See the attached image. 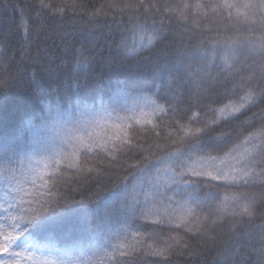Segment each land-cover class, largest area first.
Here are the masks:
<instances>
[{
    "label": "snow or ice",
    "instance_id": "1",
    "mask_svg": "<svg viewBox=\"0 0 264 264\" xmlns=\"http://www.w3.org/2000/svg\"><path fill=\"white\" fill-rule=\"evenodd\" d=\"M105 7L128 15L130 20L144 19L145 23H137L133 30L134 46L129 49L130 55L154 44L159 38V29L155 25H162L165 19L188 21L193 7L209 8L218 15L227 13L225 19L232 22L231 30L235 35L213 40L211 49L198 51V58L204 62L205 69L215 65L219 59L220 65H215L218 68L216 75L207 70L203 71V76L199 71H188L170 79L165 86L175 98L183 94L181 86L186 77L195 75L203 82L204 77L216 80L217 76H221L231 82V90L238 95V99L230 100L215 111L213 118L204 120L202 126H195L200 121L199 112H193L187 123L172 119L175 127L165 137L167 143L156 144V148L165 149L170 144L173 150L157 158V163L166 160L167 164L163 169L155 168V171L158 180L161 179L159 174L164 173L162 182L165 187L174 190V195L167 197V204L163 200L158 201L151 192L144 193L143 203L132 195V204L129 206L124 200L122 209L130 207L132 211H138L140 218L154 225L167 222L176 228L184 226L203 244L209 240L215 243L218 237L211 234L206 225L201 224L195 231L188 227L192 219L200 220L197 209L204 207V201L195 187L182 186L196 184L192 177H207L237 188L252 189L259 185L260 191L238 192L230 198L225 197V201H232L229 214L239 217L226 234V242L236 247L225 255V264H238L235 259L238 256L243 258V264H248V257H255L252 264H264V210H258L264 209V123L248 132L240 144L230 148L222 157L204 152L200 143L201 136L212 125L244 112L257 99L264 97V0H215L214 3L196 0L194 5L188 0H108L106 5L88 13L90 18L115 15L102 12ZM29 8L34 11L36 20L42 21L44 17L59 16L63 19L68 13L76 15L78 10H85V5L82 0H31ZM158 17H161L159 21ZM149 20L153 25L151 28L147 26ZM40 26L36 25L37 31ZM20 28L27 39L30 25L23 12ZM24 48L22 57L28 55L27 45ZM193 58H197V53H193ZM18 75V70L13 74L7 66L0 70V92L15 87ZM111 92L113 97H123L125 101L129 95L119 85L111 86ZM179 113L180 109L173 107L170 101L159 103L151 99L145 106L136 107L122 116L114 106L102 98L90 96L86 89L77 86L69 95L58 97L52 103L42 100L34 117L24 127L12 129L0 124V159L5 161L0 166V257H3L0 264H120L118 258L135 253L167 258L181 245L188 249L189 245L182 237L169 236L162 244H157L155 240L148 242L139 231H129L123 227L113 229L112 217L118 213H106L97 218L90 229L73 227L63 230L67 221L79 223L88 216L87 207L70 205H87L99 193L90 192L87 197L82 196L76 201L53 190L64 175L61 165L67 170L74 169V174L91 172L93 169L84 167L89 154L104 152L115 159L112 150L119 151L132 143L130 133L134 126H151L152 130H156L161 127L159 122L163 117H177ZM56 122L62 124L63 134L61 144L54 151L41 159L29 155L27 167L23 159L14 160L20 153L48 151L40 136ZM242 125L252 127L251 118L242 121ZM156 135L160 133L156 132ZM143 159L149 161L147 156ZM17 164L21 169L19 175ZM131 167L143 173L148 164ZM176 194L184 197L183 202L175 200ZM203 219L208 221L209 217L205 215ZM257 220L260 221L258 224ZM211 223L215 224L216 220L213 219ZM55 229L61 231L53 236ZM37 238L44 243L38 242Z\"/></svg>",
    "mask_w": 264,
    "mask_h": 264
},
{
    "label": "trees",
    "instance_id": "2",
    "mask_svg": "<svg viewBox=\"0 0 264 264\" xmlns=\"http://www.w3.org/2000/svg\"><path fill=\"white\" fill-rule=\"evenodd\" d=\"M188 2L194 5L196 0ZM202 2L214 3L215 0ZM30 3L31 0H0V70L7 66L13 74L17 70L19 73L16 86L0 92V124L12 129L24 127L26 122L34 117L42 100L52 103L58 97L69 95L77 86L86 89L92 97L102 98L114 106L122 116L129 114L136 107L145 106L151 99L159 103L168 100L173 107L180 109L177 117H163L159 122L161 127L156 130H152L151 126H134L130 133L132 143L119 151L112 150L115 159L104 152L98 155L89 154V158L84 161V167L93 169L91 172L74 174V169L67 170L61 165L64 175L54 191L76 201L82 196L87 197L90 192L99 193V196L87 205H70L87 207L88 216L79 223L75 220L67 221L63 230L73 227L90 229L97 218L106 213H118L112 217L113 229L123 227L129 231H139L148 242L155 240L157 244H162L169 236H178L189 245L188 249H184L182 245L175 248L167 258L144 256L141 253L120 257V264H225V255L236 247L226 242V234L231 225L239 219L229 214L232 211V201H225V197L230 198L238 192L260 191L259 185L253 186L252 189L237 188L222 181H211L207 177H192L191 179L197 181L196 184L182 186L195 187L204 201V207L197 209L200 220L192 219L188 227L195 231L201 224L206 225L207 230L218 237L217 242L209 240L207 244L187 232L184 226L176 228L167 222L154 225L140 218L138 211H132L130 207L122 209V201L126 200L130 206L131 196L135 195L143 203L144 193L151 192L158 201L163 200L167 204V197L173 196L174 190L165 187L162 182L163 172L159 174L160 180L156 178L155 168H165L167 161L157 163V158L164 157L166 151L173 150V146L167 144V148L157 149L156 144L167 143L165 137L175 127L172 119H181L187 123L193 112H199L200 121L195 126H202L204 120L213 118L215 111L224 107L230 100L238 99V95L231 90V82L225 81L221 76H217L216 80L204 77L203 82L195 75L186 77L181 86L183 94H178L175 98L165 86L170 79L188 71L196 70L203 76V71L207 70L216 75L218 68L215 65H220L219 59L215 65L205 69L204 62L198 58V51L211 49L213 40L235 35L231 30L232 22L225 19L227 13L218 15L209 8L193 7L188 21L165 19L162 25H155L159 29V38L154 44L130 55L129 49L134 46L133 30L137 23H145L143 18L139 21L130 20L128 15H121L116 13V10L105 7L102 12L115 15H100L92 19L88 13L106 5L108 0H82L85 5L83 12L78 10L76 15L68 13L63 19L57 16L44 17L42 21H37L34 11L29 8ZM22 12L30 25L27 39L20 28ZM160 18H157L158 21ZM37 24L41 25L39 31L36 30ZM147 26H153L151 20L147 22ZM226 28L229 30L226 31ZM136 42L138 43V40ZM25 45L28 55L22 57ZM193 53H197V58H193ZM197 84L200 85L199 88ZM113 85H119L129 94L126 101L123 97L112 96ZM249 118L252 127L243 126L242 121ZM262 123L264 97L257 99L256 103L244 112L221 119L212 125L206 134L201 136L200 143L204 152L222 157L230 148L240 144L248 132L259 128ZM58 129L61 131L58 132ZM156 132L160 135L157 136ZM62 134L60 122L50 125L40 136L48 151L20 153L14 160L23 159L25 164L29 155L35 159L49 155L61 144ZM145 156L151 161L150 164L143 159ZM4 163L5 161L0 159V166ZM135 164L140 167L148 164V168L142 173L138 168L131 167ZM16 166L18 170L20 165ZM175 200L183 202L184 197L176 194ZM218 209L222 211L218 212ZM205 215L209 217L208 221H204ZM213 219L216 220L215 224L211 223ZM259 222L256 221L257 224ZM59 231L61 229L53 230V236ZM37 240L44 243L40 238ZM244 256H247V253H244ZM235 259L238 264H243L242 257ZM254 259L255 257H248V264H252Z\"/></svg>",
    "mask_w": 264,
    "mask_h": 264
},
{
    "label": "rangeland",
    "instance_id": "3",
    "mask_svg": "<svg viewBox=\"0 0 264 264\" xmlns=\"http://www.w3.org/2000/svg\"><path fill=\"white\" fill-rule=\"evenodd\" d=\"M27 165H28V162L24 164L25 167H27ZM20 170H21V169H20V166H19L17 172H20ZM29 182H30V181H29Z\"/></svg>",
    "mask_w": 264,
    "mask_h": 264
}]
</instances>
